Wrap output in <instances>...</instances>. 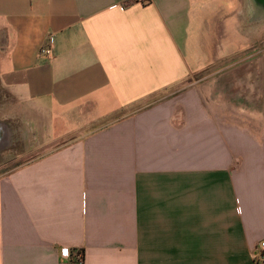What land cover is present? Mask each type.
<instances>
[{
    "label": "crops",
    "instance_id": "crops-1",
    "mask_svg": "<svg viewBox=\"0 0 264 264\" xmlns=\"http://www.w3.org/2000/svg\"><path fill=\"white\" fill-rule=\"evenodd\" d=\"M231 4L0 0L1 120L39 134L0 177V264H68L64 247L84 264H253L264 125L211 99L217 56L243 43Z\"/></svg>",
    "mask_w": 264,
    "mask_h": 264
},
{
    "label": "rangeland",
    "instance_id": "rangeland-1",
    "mask_svg": "<svg viewBox=\"0 0 264 264\" xmlns=\"http://www.w3.org/2000/svg\"><path fill=\"white\" fill-rule=\"evenodd\" d=\"M230 1L234 14V34L241 37L243 43L242 47L233 49L229 55L217 56V67L211 69L216 72L217 94H211V99H217L218 107L227 109L234 115L264 125V21L251 14L250 0ZM247 6L250 14L246 13ZM227 80H237L243 87L238 89L235 82L233 84L224 82ZM252 82L255 83L250 85ZM251 87L253 89H250ZM208 93V89L203 91L206 99L209 97ZM0 122H2L1 116ZM21 135L22 133L13 132L7 144L0 143V177L30 161L36 155L31 147H25L37 140L39 134L30 131L23 138ZM30 140L31 142H28Z\"/></svg>",
    "mask_w": 264,
    "mask_h": 264
},
{
    "label": "built area",
    "instance_id": "built-area-1",
    "mask_svg": "<svg viewBox=\"0 0 264 264\" xmlns=\"http://www.w3.org/2000/svg\"><path fill=\"white\" fill-rule=\"evenodd\" d=\"M142 4L149 3L150 0H138ZM41 53L47 58H50L52 53L49 47L41 49ZM62 256L66 259L68 264H84V252L80 248H67L62 249ZM253 264H264V241H261L254 249L252 254Z\"/></svg>",
    "mask_w": 264,
    "mask_h": 264
},
{
    "label": "water",
    "instance_id": "water-1",
    "mask_svg": "<svg viewBox=\"0 0 264 264\" xmlns=\"http://www.w3.org/2000/svg\"><path fill=\"white\" fill-rule=\"evenodd\" d=\"M250 2L252 4V10H254V16L264 15V0H250ZM0 141L1 144L3 142L7 144L10 141V131L3 122H0Z\"/></svg>",
    "mask_w": 264,
    "mask_h": 264
},
{
    "label": "bare ground",
    "instance_id": "bare-ground-1",
    "mask_svg": "<svg viewBox=\"0 0 264 264\" xmlns=\"http://www.w3.org/2000/svg\"><path fill=\"white\" fill-rule=\"evenodd\" d=\"M247 12L250 14V10H249V6H247ZM253 13V14H252ZM251 14L254 16V10H252V8H251ZM257 19H261L262 21H264V15H261V16H259V15H256L255 16ZM261 21V22H262ZM235 39V38H234ZM9 94V93H8ZM10 102V101H9ZM2 103V102H1ZM6 103H8V102H6ZM12 104V103H11ZM7 105V104H6ZM4 111V110H3ZM16 111V110H15ZM8 113V112H7ZM12 113V112H11ZM9 114V113H8ZM10 115V114H9ZM13 115V114H12ZM22 115V114H21ZM20 117V116H19ZM25 135H27V132H26V134Z\"/></svg>",
    "mask_w": 264,
    "mask_h": 264
}]
</instances>
